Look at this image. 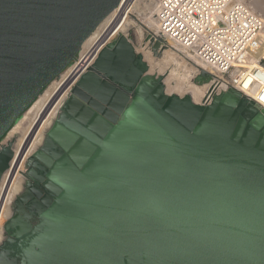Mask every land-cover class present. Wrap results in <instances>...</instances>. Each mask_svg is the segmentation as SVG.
Segmentation results:
<instances>
[{"label": "water", "instance_id": "water-1", "mask_svg": "<svg viewBox=\"0 0 264 264\" xmlns=\"http://www.w3.org/2000/svg\"><path fill=\"white\" fill-rule=\"evenodd\" d=\"M121 2L0 0V145ZM130 41L100 50L75 92L102 99L100 78L132 86ZM141 77L113 126L65 107L47 133L65 155H35L55 198L0 264H264V112L235 91L210 88L197 105L167 95L164 75ZM9 169L0 153V181Z\"/></svg>", "mask_w": 264, "mask_h": 264}, {"label": "built area", "instance_id": "built-area-1", "mask_svg": "<svg viewBox=\"0 0 264 264\" xmlns=\"http://www.w3.org/2000/svg\"><path fill=\"white\" fill-rule=\"evenodd\" d=\"M136 2L138 0H122L119 5L122 21L130 15L128 13ZM143 2L146 9L152 11L154 19L148 33L156 34L162 45L174 43L181 49L183 58L187 59L189 55L188 59L198 63L202 68L198 74L205 71L212 80L213 95L235 91L247 103L264 112V17L261 14L241 0ZM131 28L136 29L134 24H130L128 31ZM128 31L121 35L128 38ZM136 37L139 45L145 43L144 36L137 33ZM82 51L83 46L72 67L80 64ZM258 51H261L260 55Z\"/></svg>", "mask_w": 264, "mask_h": 264}, {"label": "flooded vegetation", "instance_id": "flooded-vegetation-1", "mask_svg": "<svg viewBox=\"0 0 264 264\" xmlns=\"http://www.w3.org/2000/svg\"><path fill=\"white\" fill-rule=\"evenodd\" d=\"M121 34H123V32H121L119 35ZM137 47L138 45H136L134 48L135 53L141 54L137 52ZM92 62L73 82L68 92V96L60 109L59 117L54 120L46 132L47 142H45L43 147L38 148L33 154L30 155L28 164L22 171L21 176L23 178V192L13 201L10 214H8L6 217L2 229V238L0 240V259L4 262L6 260H10L11 258H15L16 255L21 252V246L25 245L27 242L26 237L37 225L34 220L37 218L38 212L41 211L42 208L46 207L44 201H53L55 198V195L47 186V184L50 182L48 173L51 170V167H48L46 164L36 158L35 155L41 154L47 162L50 161L52 163H56V161H58L56 158H54L55 155H65L63 149L59 147V145L51 143L47 135L48 131L55 127L57 121L64 117L65 107L70 104L71 108H73L77 114L82 115L84 118H88V123L93 122L94 124L98 125L101 122H105L113 126L114 123L112 120L119 121L121 119L124 112L123 105L125 104V101L128 98L132 99L135 91L142 81V73L153 76V74L149 73L150 70H148V65L145 61V58H143V55L141 54L140 58L136 56L128 64L127 79H123L124 77L121 79V81L124 80V82L133 83V85L126 86L125 84L111 83L107 78H100L99 87L102 89L100 92L102 99H99L95 95L96 93L91 94L87 91L82 92L80 90L75 92L79 80L82 78V75L88 72V69L92 66ZM124 76H126V74ZM158 79L159 82L162 80L161 77ZM52 85H50L47 89L51 88ZM158 85L159 83L155 84L152 91ZM46 91L39 96L40 99L38 98L33 106L27 111L28 125L25 127L21 126L25 125V122L22 123L21 118L10 132L8 137L4 139L0 145V153H2V155L7 160L10 169L15 164V162H17L18 158L20 159L19 152L22 148V142L29 133V129L37 114L38 108L42 105V96L46 93ZM71 120L80 125L82 128L87 129V124L76 121L74 118H71ZM15 154V159L12 161ZM15 168H17L16 171L18 172V167ZM9 170L5 173V175L9 172ZM5 175L3 176L0 188L3 185ZM9 223H16V228L6 229L5 225ZM15 229L16 231L22 232L20 237H15L12 235ZM27 229L28 231H26Z\"/></svg>", "mask_w": 264, "mask_h": 264}, {"label": "bare ground", "instance_id": "bare-ground-1", "mask_svg": "<svg viewBox=\"0 0 264 264\" xmlns=\"http://www.w3.org/2000/svg\"><path fill=\"white\" fill-rule=\"evenodd\" d=\"M119 7L115 9L107 19H105L99 28V31L94 33L93 36L84 43V53L82 54V60L80 64L76 67L70 68L67 73H64L65 75L63 74V77L61 76L58 80L54 81L59 83L53 84L51 88L47 89L46 93L42 96V105L38 108L37 114L29 129V133L22 142V148L19 152L20 159L18 158L17 162H15L9 172L5 175L3 185L0 188V240L2 238L4 222L6 216H8L6 211L7 209L9 210L11 208L14 198L23 192V178L21 176L22 171L26 168L30 155L33 154L38 148L43 147L45 142H47L46 132L54 120L59 117L60 109L68 96V92L73 82L76 80L79 74L82 73L85 68L94 60L96 54L103 46H105V44L116 39L121 32H123V34L126 33L130 27V24H134V27L140 28V26H138L134 21L129 24V20L132 15L135 17L140 16L137 14L138 5L135 4V6H133L134 8L132 7V10L128 13V15H130L125 21H122L123 16H120ZM133 12L135 14H133ZM145 18H147L146 15ZM151 21L145 20V22L149 23V25L146 29H141L143 31L142 35L144 38H146L145 43L148 46L150 43V46L152 47L154 43L159 42L161 48H166V52L168 53L167 60L172 58L173 63H177V59L175 60L174 57L177 55V53L181 52V49H176L174 44V46L170 44L168 46L162 45L156 34L148 33L152 30ZM260 53L261 51L257 52L259 55ZM188 58H190L189 55H187V59ZM163 59L166 60V58ZM146 61L152 64L151 60L148 58H146ZM182 62L185 63V60L181 61V63ZM192 64L195 66L194 69H196V73L188 72V74H185L184 72L185 75L182 77L178 75V79L174 77L168 78L166 81H164L165 91L169 96L176 95L180 98L189 95L195 104L200 105L208 90L212 88L213 85L211 83L212 80L208 76H205L203 73L198 74V71L202 69L199 67L198 63L193 62ZM176 70H174V72H176ZM188 75H191L192 80H190V82L187 81L189 78ZM15 167H18L19 171L14 174V171L17 169Z\"/></svg>", "mask_w": 264, "mask_h": 264}, {"label": "rangeland", "instance_id": "rangeland-1", "mask_svg": "<svg viewBox=\"0 0 264 264\" xmlns=\"http://www.w3.org/2000/svg\"><path fill=\"white\" fill-rule=\"evenodd\" d=\"M241 1H243V2H245V3H247L248 5H250L258 14H261L263 17H264V0H241ZM143 0H138V2H136V4L138 5V11H137V14H139L140 16L139 17H135L134 15H132L131 17H130V20H129V24L131 23V22H135L138 26H140V28H137L136 27V29H130L128 32H129V34L130 33H132V35L133 36H137V33H138V35L140 34V36H142L143 37V35H142V24L145 26V29L147 28V26L149 25V23H146L145 22V20L146 21H148V20H153V18H152V11L151 10H148V9H146V7L143 5ZM140 4V5H139ZM145 15H146V17L147 18H145ZM134 17H135V20H134ZM145 19V20H144ZM137 21L139 22V23H137ZM141 23V25H139ZM151 24H152V26H153V21H151ZM132 31V32H131ZM93 36V35H92ZM91 36V37H92ZM90 37V38H91ZM89 38V39H90ZM88 39V40H89ZM87 40V41H88ZM86 41V42H87ZM138 43H140V41L138 40ZM174 43H171L170 45H173ZM175 45V44H174ZM173 45V46H174ZM140 47V48H139ZM174 47H176V49H180V48H178L176 45L174 46ZM163 48V47H162ZM137 52H139V53H141L142 55H143V58H145V61H146V58H148L149 60H151V62H152V64L150 63V62H148V61H146V63H147V65H148V70H150V72L149 73H151V74H153V75H164V77H165V79H164V81H166L168 78H176V79H178L179 77H178V75L179 76H183V75H185L186 73L188 74V72H190V73H196V69H194L195 68V66H193V61H192V59H190V60H188V59H186V58H183L182 57V54L181 53H177V55L174 57V59L177 61V63L179 64H177L176 62L175 63H173V59L171 58V59H168L167 60V57H168V53L166 52V49H165V51L163 52V54H162V57L161 58H156L155 56H154V53H153V48L151 47V46H148L146 43H143L142 45H138V47H137ZM161 50V46H160V48H159V51ZM84 53V45H83V51H82V54ZM180 57V58H179ZM163 58H166V60L165 59H163ZM183 58V59H182ZM81 60H82V58H81ZM183 60H185V63L184 62H182L181 63V61H183ZM180 61V62H179ZM182 64V65H181ZM73 65V64H72ZM72 65L68 68V70L72 67ZM176 68H177V70H176ZM194 69V70H193ZM67 70V71H68ZM174 70H176V72H174ZM188 70V71H187ZM66 71V72H67ZM65 72V73H66ZM184 72H185V74H184ZM156 73V74H155ZM183 73V74H182ZM62 77L64 76L63 74L61 75ZM60 76V77H61ZM189 76V78L187 79V81L188 82H190V80H192L191 79V75H188ZM59 77V78H60ZM58 78V79H59ZM184 78V77H183ZM57 79V80H58ZM185 79V78H184ZM57 82H53L52 84H56ZM51 84V85H52ZM40 99V98H39ZM21 121H22V123H24L25 125H21V126H23V127H25L26 125H28L27 124V112L23 115V117H22V119H21ZM20 126V127H21ZM17 171L15 170L14 171V174L16 173ZM2 180H3V177L1 178V181H0V185H1V183H2ZM16 198V197H15ZM15 198H14V200H15ZM10 211H11V208L8 210L7 209V213L8 214H10ZM0 216H1V212H0ZM7 217V216H6Z\"/></svg>", "mask_w": 264, "mask_h": 264}]
</instances>
